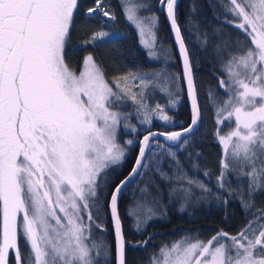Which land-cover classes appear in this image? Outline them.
<instances>
[{
  "label": "snow or ice",
  "instance_id": "snow-or-ice-1",
  "mask_svg": "<svg viewBox=\"0 0 264 264\" xmlns=\"http://www.w3.org/2000/svg\"><path fill=\"white\" fill-rule=\"evenodd\" d=\"M159 2L161 9L166 8L183 61L191 123L179 132L145 135L131 173L111 191L107 203L116 264H126L119 197L141 174L140 169L149 167L145 160L151 137L179 141L184 134L196 131L201 120L190 53L175 14L177 0ZM94 3L87 7L88 16L99 12L115 19L104 10V0ZM221 3L225 22L237 29L242 39L237 38L240 53L231 55L224 65L228 79L219 81L227 98L218 99L209 92V100L216 105L217 123L222 117L231 128L226 134L217 132L223 152L217 181L223 188L227 174L238 171L247 177L251 197L264 190V0ZM79 10L80 0H0V264H10L12 254L15 264H98L102 253L109 255L110 245L92 239V226L104 230L97 222L106 200L101 182L105 170L124 156L115 142L121 117L109 111L110 98L120 97L91 55L85 58V70L79 76L65 63V45ZM125 13L141 36L145 23L150 29L158 25L155 15L138 20L136 10L128 7ZM108 36L100 31L85 43ZM137 78L150 83L147 77H133ZM132 98L135 101V95ZM160 118L170 120L168 115ZM145 122L150 120L146 117ZM188 184L210 191L192 179ZM180 190L191 194L190 189ZM242 203L246 213L253 207L251 199ZM128 215L135 216V210L130 208ZM151 215L154 213L148 209L147 218ZM140 224L137 217V230ZM21 239L27 257L19 246ZM160 252L163 260L154 256L151 264H264V209H258L235 235L221 230L207 243L185 237Z\"/></svg>",
  "mask_w": 264,
  "mask_h": 264
},
{
  "label": "trees",
  "instance_id": "trees-1",
  "mask_svg": "<svg viewBox=\"0 0 264 264\" xmlns=\"http://www.w3.org/2000/svg\"><path fill=\"white\" fill-rule=\"evenodd\" d=\"M89 6H95L94 0H80V10L65 45L64 58L69 70L78 74L85 57L91 55L114 91L116 81L142 74L147 78L155 76L157 81L167 85L163 92L154 82L145 89L144 103L152 115L150 123L145 122L137 105L130 99L113 97L109 105L110 111L122 116L117 141L124 156L105 170L101 191L106 194V200L97 219L104 230L93 224L92 239L111 246L107 257L102 253L97 258L98 264H115L107 203L111 191L130 173L139 141L144 135L181 131L190 124L191 115L179 60L166 22V8H159V0H104V10L115 19L103 17L99 12L88 16L86 10ZM125 7L134 8L139 20L152 15L158 17L157 27L150 29L152 35L155 34L154 59H150L147 51L139 46L134 29L126 21ZM225 15L221 0H180L177 6L176 19L190 53L201 107L200 126L195 134L176 147L153 141L145 160L149 167L142 168L141 174L122 194L118 211L126 245L133 246L126 247V264H151L154 256L162 261L160 249L171 248L185 237L207 243L221 230L235 235L258 209H264V190L250 197L247 177L238 171L229 172L224 187L218 186L223 152L217 132L226 134L231 128L222 117V122L217 123L216 105L209 100V92L218 99L227 98L219 81L228 79L224 65L231 55L240 53L237 38L242 39L239 31L225 22ZM146 25L150 28L149 24ZM100 31L109 33V36L97 38L95 43H85ZM176 77L180 79L177 81ZM160 109L164 110L163 113ZM156 113L168 115L170 120L159 121L154 118ZM231 127H234V120ZM159 144L165 147L161 149ZM170 152L173 155L170 156ZM205 172L209 175L206 176ZM188 179L205 184L210 191L205 193L196 185L188 184ZM182 187L190 189L191 194L181 191ZM145 188L147 191H142ZM250 199L253 207L246 213L242 202ZM130 208L135 210V216L128 215ZM148 209L154 213L150 219L147 218ZM137 217L141 221L140 230L136 228ZM144 241L147 244H143ZM19 246L27 257L22 239ZM10 264H15L14 254L10 255Z\"/></svg>",
  "mask_w": 264,
  "mask_h": 264
},
{
  "label": "rangeland",
  "instance_id": "rangeland-1",
  "mask_svg": "<svg viewBox=\"0 0 264 264\" xmlns=\"http://www.w3.org/2000/svg\"><path fill=\"white\" fill-rule=\"evenodd\" d=\"M125 18H126L127 23L134 29V31L136 33V35L138 37L139 46L147 51L148 57L150 59H154V56H150L149 55L150 52H154L153 51L154 40H153V35H152L148 25H146V23H145V25H144V27H145L144 35L141 36L140 29L136 26L135 23H133V22H131V21H129L127 19L126 13H125ZM84 61H85V59H84ZM84 70H85V67H84V62H83L82 70L78 74H75V75L79 76L80 73L82 71H84ZM133 77H147V75L144 76V74H142V75L132 76V77H129V78H125V79H121L119 81H116L115 84H114L115 91L114 90L113 91L117 94L118 97H120V99L127 98V99H130L131 101H133L135 103V105H137L138 112L144 117V119L147 117L148 120H150V122H151L152 115H151L149 109L147 108L145 103L143 105H141V103H140L141 100L144 101L145 89H146V87L148 85H150L151 83L154 82L160 88V90L163 92V91L166 90L167 85L165 83H163V82L157 81L155 76L149 77L148 79L150 80V83H147V84L141 83L138 78L137 79H133ZM117 85H119V87ZM134 95L136 97L135 101L132 98ZM112 98H110V99H112ZM116 113H118L120 115V117H122L119 112H116ZM160 117H161L160 113H156L155 116H154L155 119L164 122V120H162ZM118 125H119V123L116 126V134H115L116 135V140H115V142H116L117 146L119 148H121V146L118 144V141H117Z\"/></svg>",
  "mask_w": 264,
  "mask_h": 264
},
{
  "label": "water",
  "instance_id": "water-1",
  "mask_svg": "<svg viewBox=\"0 0 264 264\" xmlns=\"http://www.w3.org/2000/svg\"><path fill=\"white\" fill-rule=\"evenodd\" d=\"M179 2H180V0H177V4H176V8H175V14H176V9H177V6H178ZM159 8L161 9V5L159 6ZM165 14H166V22H167V26H168V29H169V32H170V36H171V38H172L173 45H174V48H175V51H176V54H177V57H178V60H179L180 71H181V76H182L183 86H184V90H185L186 101H187L188 108H189L190 115H191V105H190V100H189L188 93H187L186 83H185V81H184V79H183V75H184L183 61H182V58H181V55H180V52H179V47H178V45L176 44L175 34H174V32L172 31L171 26H170V23H169V21H168V19H167V11H166V9H165ZM190 123H191V121H190ZM199 126H200V122H199L198 128H199ZM198 128H197V130H198ZM197 130L194 131V132L191 133V134H187V133L184 134V135L181 137V139H180L179 141H176V142L168 141L166 136L156 135V136H154V137H151V143H152L153 141L158 140V141H161L162 143H164V144H166V145H168V146L176 147V146H178V145L180 144V142H181L182 140H184V139H186V138L192 136L193 134H195V133L197 132ZM181 131H182V130H181ZM177 132H179V131H177ZM151 133H159V132H149V133H147L146 135H150ZM144 136H145V135H144ZM144 136H143V137L141 138V140L139 141L138 152H137V155H136V158H135V161H134L133 167L135 166V164H136V159H137V157L139 156V151H140V147H141V143H140V142L143 140ZM147 152H148V150H147ZM133 167H132V168H133ZM141 170H142V169H140V172H141ZM131 171H132V169H131ZM131 171H130V173H131ZM130 173H129V174H130ZM129 174H128V175H129ZM128 175H127L126 177H128ZM138 176H139V175H137V176L135 177V179H134V180H133V181L127 186V188H128V187H129V186H130V185H131V184L137 179ZM126 177H125V178H126ZM125 178H124V179H125ZM124 179H123V180H124ZM127 188H126V189H127ZM126 189H125V190H126ZM125 190H124V191H125ZM124 191H123V193H124ZM123 193H122V194H123ZM122 194L120 195L119 200H120ZM110 198H111V196H110ZM109 201H110V199H109ZM108 213H109L110 220H111L112 232H113V237H114V251H115V235H114V231H113V222H112L111 213H110L109 208H108ZM126 247H133V246H131L130 244H128V245H126ZM115 264H116V256H115Z\"/></svg>",
  "mask_w": 264,
  "mask_h": 264
},
{
  "label": "built area",
  "instance_id": "built-area-1",
  "mask_svg": "<svg viewBox=\"0 0 264 264\" xmlns=\"http://www.w3.org/2000/svg\"><path fill=\"white\" fill-rule=\"evenodd\" d=\"M102 16H103V17H107V16H105V15H103V14H102Z\"/></svg>",
  "mask_w": 264,
  "mask_h": 264
}]
</instances>
